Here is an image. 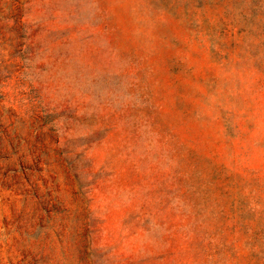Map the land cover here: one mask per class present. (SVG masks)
<instances>
[{
    "label": "rangeland",
    "instance_id": "rangeland-1",
    "mask_svg": "<svg viewBox=\"0 0 264 264\" xmlns=\"http://www.w3.org/2000/svg\"><path fill=\"white\" fill-rule=\"evenodd\" d=\"M0 264H264V0H0Z\"/></svg>",
    "mask_w": 264,
    "mask_h": 264
}]
</instances>
